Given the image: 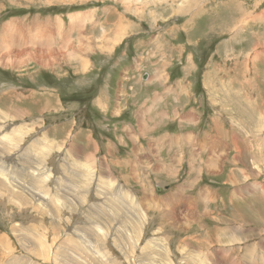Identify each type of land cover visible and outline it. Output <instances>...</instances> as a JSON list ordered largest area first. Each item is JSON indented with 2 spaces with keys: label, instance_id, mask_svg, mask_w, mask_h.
<instances>
[{
  "label": "rangeland",
  "instance_id": "obj_1",
  "mask_svg": "<svg viewBox=\"0 0 264 264\" xmlns=\"http://www.w3.org/2000/svg\"><path fill=\"white\" fill-rule=\"evenodd\" d=\"M90 12L86 67L0 65V264H264V0H0L28 30Z\"/></svg>",
  "mask_w": 264,
  "mask_h": 264
},
{
  "label": "bare ground",
  "instance_id": "obj_2",
  "mask_svg": "<svg viewBox=\"0 0 264 264\" xmlns=\"http://www.w3.org/2000/svg\"><path fill=\"white\" fill-rule=\"evenodd\" d=\"M79 16H81L80 13L73 14V15L70 16V18H71V26L70 25H69L70 27L68 26L69 30H66L67 26H65L66 25L65 19H63V18H61V20L59 22H52L51 20L50 21H45L44 24L47 27V29H45V30H43L44 26L41 23H39L37 20H35V21H33L32 26L29 27L30 28L29 30H30V32H38V33H35V34L32 33L30 36L28 35V31L29 30H28V20H27V18L8 20V21H5L4 23L0 24V65L3 66V67H7V68H11L12 70H15L14 68L17 67L18 65H20L21 63H26L28 65V55L29 54H35L37 59H34V61H36L37 64H39V65H48V66L54 67V66H56V64L58 62L55 64L53 61L52 62L51 61H47L46 62V61H42V60H44L46 57L51 58L54 55H58V56L64 57L63 59H65V56H66V54L68 52L66 50H64L63 47L66 48V47L73 46V45L75 47V50L77 52H79V55H80V53L87 54V51L91 47V43L87 40V37H86L85 29L88 26H86L85 21L88 20L89 18H92L93 15H92V12L86 14V16L83 17L84 19H80V21H82V22L77 21ZM80 23H82V24H80ZM49 24L52 27L55 26L56 30L53 31V30L49 29ZM75 32L77 33L78 38H79L77 40V42L74 41L76 44L71 41L72 40V38H71L72 34H69V33H75ZM67 34H69V37H67ZM60 37L65 38V43H64L63 46H61L62 45L61 44L60 47H58V43H59V38ZM28 46H32V49H34V51H31L32 49L28 50ZM72 50H73V48H72ZM74 53H75V51H74ZM80 56H82V55H80ZM70 58H72V57H70ZM81 60H83L82 65L86 67L88 65V59L87 58L83 59V56H82ZM21 68H24V67H21ZM156 76L159 77L158 74H156ZM7 111H9V109H7ZM190 114H188V116L187 115L185 116V119L188 120V121H190L192 119V117H193ZM183 141H184V139H182V136H181L180 143L183 142ZM196 143H198V142H196ZM177 144H178V141H177ZM188 144H189V142H188ZM44 148L46 149V147H43L42 151L45 150ZM199 148H200V152L201 153L207 151L208 154H209L208 160H207V164H206L207 165V169L209 171H214L218 167L220 169V164H221V161H222V157L226 156V154H224L223 152L222 153L219 152L221 149H225V148H221L220 146H218V142H217L216 138L213 136L210 139L209 138L204 139V142H202V144H200ZM36 149H37V147L32 152H35ZM4 154H6V151H4ZM26 162H28V160H22V161H20L18 163V167H20V169H21L20 172H22L23 175L25 174L24 165H25ZM2 170L3 169L0 168V172H2ZM169 170H171V169H169ZM30 191L34 192V191H32V189H30ZM216 195L217 194L215 193L214 190H212L210 187H207L206 190L201 191V194L199 196H201V200L203 199V200H207L209 202L210 199L211 198H215ZM150 197H152V198H150ZM157 197H158L157 195H154V196L149 195V198L146 201H147L148 204H149V202H152L155 205V207H158V206H160V203H157V200H158ZM179 197H180V194H179ZM190 202H191V200H189L188 203L186 202L185 205H188L190 211H192V209H191L192 207H191V203ZM133 206H135V204ZM163 207H167V204H164ZM156 210H157V208H156ZM168 214L170 215V213H168ZM168 214H167V217H168ZM188 214L189 213H187V215ZM174 215H175L174 217H176L177 220L180 219L181 216H182V215L176 216V214H174ZM189 217H191V216L189 215ZM177 220H176V222H178Z\"/></svg>",
  "mask_w": 264,
  "mask_h": 264
},
{
  "label": "crops",
  "instance_id": "obj_3",
  "mask_svg": "<svg viewBox=\"0 0 264 264\" xmlns=\"http://www.w3.org/2000/svg\"><path fill=\"white\" fill-rule=\"evenodd\" d=\"M120 27V26H119ZM117 36H118V34H117ZM41 68V67H40ZM42 69H44V68H42ZM150 77V76H149ZM149 77H147L146 79H148ZM151 78V77H150ZM145 79V80H146ZM16 132H19L20 133V130H18V131H16ZM21 158H25L24 156H21Z\"/></svg>",
  "mask_w": 264,
  "mask_h": 264
}]
</instances>
